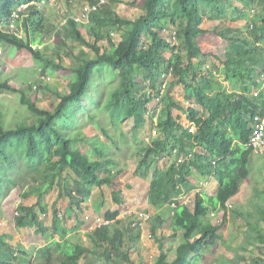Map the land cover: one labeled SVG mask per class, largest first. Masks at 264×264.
<instances>
[{
  "label": "trees",
  "instance_id": "16d2710c",
  "mask_svg": "<svg viewBox=\"0 0 264 264\" xmlns=\"http://www.w3.org/2000/svg\"><path fill=\"white\" fill-rule=\"evenodd\" d=\"M49 1L0 0V44L15 51L26 50L40 74L51 73V67H57L67 70L70 76L62 89L52 90L57 100L51 107L44 108L0 74V90L19 93L21 108L24 106L21 118L15 120H6V113L0 109V177H3L0 185H4L5 177L18 163L24 162L35 171L34 182L21 196H35L36 201L30 206L17 207V225H34L36 231H46L38 214L45 210L40 199L56 183L55 178L67 176L62 179V189L68 192L70 205L79 210L93 190L104 184L110 189L111 200L118 205L104 214L106 220H114L109 222L113 227L99 225L88 231L90 247L53 240L40 251L45 259L58 264H81V259H85V264H134L125 250L132 240L129 226L133 217L117 218L126 200L122 187L114 179L123 169L117 168L118 161L109 153V144H98L85 132L84 120H87L89 126L116 143L117 138L109 135L108 127L100 120V112H103L115 129H120L127 119L134 122L131 138L137 161L132 171L141 179L149 177L147 210L157 211L179 194L194 190L190 166L205 176L212 175L217 181L214 195L199 190L194 193L191 208L179 203L174 208L167 253L161 236H155L160 234L161 216L155 214L149 225L150 234L157 241L155 264L192 262L193 257L221 238V224H205V219L210 213L222 212L224 220L227 202L238 193L248 176L253 150L247 143L254 116L263 115L264 108L250 101L245 92L250 83L256 86L258 77L264 76V0H141L140 9L144 13L133 19L122 17L107 0L89 13L88 21H77L69 14L60 25H55L49 15H45ZM97 2L88 0L87 3ZM22 3H28V9L26 13L18 11L17 28L12 30L9 24L13 13ZM205 18L217 20L213 31L226 42H239L253 53L219 56L215 49H201L197 37L207 31L202 27ZM226 20L234 22L236 27L225 24ZM168 26L173 30L167 29ZM82 27L86 34L82 33ZM53 36L58 37L61 48L49 40ZM104 39L108 49L100 44ZM76 45L82 52L88 48L89 53L74 54ZM65 54L74 58L69 65L63 64ZM202 56L215 57L223 66V75L236 81L240 91L225 92L213 78V70L204 71V62L199 60ZM216 67L214 71L219 70ZM106 69L114 83L101 96L97 91ZM167 73L171 74V83L192 89L194 104L185 107L183 103L174 102L165 91L160 95L162 76ZM46 78L40 80L39 88L48 89ZM37 86L34 84V88ZM28 88L31 89L30 83ZM159 95L157 104H162L164 113V118L158 121L160 134L151 139L150 145H140L138 128L145 122L148 104ZM171 107L185 112L195 126L194 132L173 118ZM206 111L209 116L203 117ZM226 116L239 119L235 142L213 126L215 119ZM192 148H197L194 161L175 163L178 155ZM166 156L170 162L164 167L158 166L157 161L154 163L156 158L161 160ZM212 159H216L214 164ZM39 181L42 183L37 184ZM71 185L73 194L68 191ZM76 197L78 202L75 203ZM53 212L54 232L63 236L65 230H60L57 211ZM261 214L264 218V210ZM3 242L0 237V244ZM170 246L172 259H169ZM0 264L19 263L0 258Z\"/></svg>",
  "mask_w": 264,
  "mask_h": 264
},
{
  "label": "rangeland",
  "instance_id": "374dc122",
  "mask_svg": "<svg viewBox=\"0 0 264 264\" xmlns=\"http://www.w3.org/2000/svg\"><path fill=\"white\" fill-rule=\"evenodd\" d=\"M88 0H54L52 5H49L45 9V15L49 14L50 21L54 22L55 25H60L61 23L65 22V19L67 15L74 13V16L80 12V9L84 4H87ZM108 3L115 8V10L124 18L133 19L140 14H143L144 11L140 9V3L141 0H121L120 2H115L112 0H108ZM206 20V19H204ZM204 21L202 24L203 28L208 31L204 33L202 36H198V41L201 49L209 48V49H215L214 52L222 56L224 53L227 56H230L229 51L227 52V43L225 40L219 38L213 31L214 26L218 22L214 20V22H208ZM225 24H227V20L225 21ZM20 29L22 30V26H20ZM167 29L173 30L171 26H168ZM171 30H166L171 31ZM81 31L83 34H86L85 28H81ZM20 33V32H19ZM21 34V33H20ZM55 47L61 48V45L59 43V39L57 36H53L49 39ZM197 41V42H198ZM101 46L108 49L107 41L104 39L100 42ZM41 47V46H39ZM225 50V51H224ZM88 48L84 49V52H82V49L79 45H76L73 48V53L76 55H82L83 53H89ZM50 53H53L52 50H49ZM229 54V55H228ZM53 55V54H52ZM170 55L167 53V56ZM234 53H232V56ZM212 58V56H209ZM208 57V59H209ZM52 58H55V55L52 56ZM204 56L200 58L203 60ZM215 60H217L215 57H213ZM74 58L68 54H65L64 57V65H69L73 62ZM211 60V59H209ZM195 62V61H194ZM216 62V61H215ZM217 63V62H216ZM204 64V71L207 69L213 70L214 64L206 61V64ZM223 67V66H222ZM52 71L51 73H45L40 74L38 68L34 65L32 58L30 57L29 53L26 50H20L15 51L10 46H6L3 44H0V74L3 75V77H7L9 80V83L14 86L17 90H24L27 95H30L32 98H34L36 104L40 107L48 108L51 107V103L55 102L57 99L53 93L54 88L62 89L63 86L68 82L70 79V76L68 74L67 70L59 69L57 67H51ZM43 77L46 78L48 81V89L39 88V85L41 83V79ZM171 78L167 80L166 90L165 93H167L174 102L176 103H183L185 107L190 106L193 103L194 100V94L192 89H186L183 87V85L177 84L175 82L171 83ZM162 81L164 82V78L162 77ZM31 85V89L28 88V85ZM114 83L113 79H111L109 72L107 69L104 71V75H102L101 82H100V89L97 91L102 96L105 90L112 86ZM34 84H36L37 87L34 88ZM92 86L94 87V82H92ZM259 88L262 89V83L259 82ZM164 93V92H163ZM105 98V96H103ZM158 100L153 99L148 104V112L145 113V122L142 124L140 128H138V143L140 145L146 146L150 145L151 139L156 138L160 134L159 130V119L164 118V113L162 109V104H157ZM24 106L21 108V103L19 100V93L17 92H10L6 90H0V109L4 110L6 113V120H15L20 119V111H22ZM172 108V107H171ZM19 111L17 113L16 111ZM175 110V109H174ZM173 110V111H174ZM176 111V110H175ZM176 112V116L180 115V112ZM99 114V113H98ZM175 116V115H174ZM177 116V117H178ZM19 117V118H18ZM100 120L105 124V127H108L109 135L116 139V143L113 144L105 136L101 134V132L95 128L94 126H89L87 124V120H84V124L86 123L85 132L88 137H90L92 140L96 141L98 144L100 143H106L109 144V153L113 155L116 160L118 161L117 168H122L123 172L119 173L116 178L114 179L116 183H118L122 189L124 190L125 194V200L126 204L124 208H121L123 211L125 210H131L133 211V208H137L139 210H142L146 213H148L146 209L147 204V193L149 190V177L146 179H141L138 176L133 174V169L136 165V158L133 154V147L134 143L132 142L131 138V129L134 125V122L132 119H127L124 121L123 125L120 127V129H115L110 125L109 122H107V118H105V114L103 112H100ZM233 124H230L231 126V133L234 135V138L232 140L237 138V134L239 131V119L238 117H234L232 119ZM122 132V133H121ZM232 136V135H229ZM86 149V147H83V150ZM264 154V153H263ZM263 154H252L250 157V161L248 164V182L251 183H264V156ZM157 161L158 166L164 167L166 164L169 163L168 156L164 157L163 159L159 160V158H156L154 163ZM156 164V163H155ZM12 170L9 171L7 177V181H5L4 185H0V217L10 215H14L15 212H17V205L19 203L21 205L24 204H34L36 201L35 196H29L27 198H23L21 196V193L25 188H27L29 185H31L34 182L35 177V171L28 168L26 164L23 162L18 163L16 167L11 168ZM46 170V172H53ZM3 179V177H0ZM67 179V176L62 177V179ZM55 178V182L53 187L46 192L40 199V202H43L44 207L48 209H55L60 212V214H67V205L69 204L70 197L67 193L65 195H58V193L62 192V187L64 186L63 180L60 178ZM41 180V179H40ZM211 187L215 188L217 186V181L212 177L211 179ZM42 183L39 181L37 184ZM195 184V182H194ZM213 184V185H212ZM206 187H204L205 189ZM74 186H70L68 191L69 194H73ZM203 189V190H204ZM197 191V190H196ZM95 193L96 196H102L101 193L104 194V199L107 200V202H110L111 200L107 199L108 197L111 199V192L110 189L106 185H102V187H99ZM195 192H190L189 194L182 193V196L185 197V203L188 207L191 208L192 202L191 198H193ZM208 193V192H207ZM211 194V193H210ZM258 195L264 194V188L257 192ZM68 195V196H67ZM95 199V198H94ZM78 198L76 197L74 199V202L77 201ZM94 201L91 200V204H93ZM87 207H85V211L89 210V203L87 202ZM229 208H237L229 206ZM75 209V208H74ZM70 212H75L74 210H70ZM246 208L242 210L243 213H245ZM43 212H39L40 218L42 222L45 224L46 227L50 226L51 223V215L50 212L47 216L41 215ZM149 214V213H148ZM220 214H218V220H220ZM8 215V218H9ZM50 215V216H49ZM215 215V214H214ZM146 216V215H145ZM163 216V215H162ZM144 218V217H143ZM164 225L162 226V229H160L161 234H155V236H161V239H163L164 244V252L167 253L169 249V242H170V229H168V224L170 222V216L169 211H166L164 214ZM78 220V217H77ZM76 219H68L66 226L68 228L69 233L74 232L77 230L78 223ZM215 218L212 213H210L207 218L205 219V224H208L210 222H215ZM126 221V220H125ZM127 222V221H126ZM249 223H253L255 225V220L252 218L248 219ZM148 223H144L140 226L133 227L130 229L129 236L132 240L128 242L129 247L125 250L128 251L129 256L134 264H155L157 255H158V248H157V241L155 240V237L148 232L147 227ZM82 225V224H81ZM95 227L99 225H103L102 220H96L94 223ZM113 227V223H111ZM128 225V222H127ZM244 226V225H243ZM82 227V226H81ZM91 226L82 227L80 228L79 234H84L86 230H89ZM94 227V228H95ZM36 229V227H33ZM49 228V227H48ZM94 228H91L94 229ZM4 229V228H3ZM33 230V229H32ZM32 234H37L36 230L32 231ZM48 232H51V229H48ZM47 234V233H46ZM49 234V233H48ZM52 234V233H50ZM83 238V236H81ZM217 247H219L217 249ZM212 249V250H211ZM172 248L170 246V253H169V259L173 258L172 255ZM211 250V251H210ZM218 250H224V246L222 244H216L214 246H211L209 251L202 252V256L197 255L196 257H193V264H204L210 260H213L212 258V252L215 254L219 253ZM30 261V260H29ZM195 261V262H194ZM203 262V263H201ZM94 264L96 262H93ZM92 263V264H93ZM99 264H105L101 262H97ZM36 264V263H32ZM48 264H58V263H48ZM185 264H189L186 262Z\"/></svg>",
  "mask_w": 264,
  "mask_h": 264
},
{
  "label": "crops",
  "instance_id": "0c3cea01",
  "mask_svg": "<svg viewBox=\"0 0 264 264\" xmlns=\"http://www.w3.org/2000/svg\"><path fill=\"white\" fill-rule=\"evenodd\" d=\"M53 1L54 0H50L48 4L52 5ZM205 19L206 20L204 21L214 22V20H210L207 18ZM215 21L217 22V20ZM227 24L229 26L236 27V24L234 22L229 21L227 22ZM219 38L221 37L219 36ZM197 41H198V38H197ZM226 43L228 44L227 52L229 51V54H231L230 56H232V53H234L233 56L250 55L253 53L250 49L245 48L239 42H229V43L226 42ZM198 44H199V41H198ZM200 58L199 60H201ZM209 59L208 57L204 56L203 60L201 61L204 62L205 65H207L206 61L215 63L214 68L216 66H217L216 67L217 69L219 68V70H216V71H214L213 69L212 72H213V78L220 84L221 88L227 93H230L233 91L239 92L240 91L239 84L236 81H234L231 77H226L223 75L222 65L217 60H215L213 57L212 58L209 57ZM199 60L196 59L197 62ZM258 78L259 80L256 86H254L251 83L248 85V89L245 92V95L248 97L250 101L257 103L260 106H264V76H259ZM260 78H263V79H260ZM259 82L262 83V89L259 88ZM254 92H257V95H254L253 94ZM198 109L200 110V108ZM177 111L178 113L180 112V115L179 116L177 115L178 117L176 116ZM171 114L173 118L177 120V122L183 125L190 124V121L186 118V114L184 111L172 107ZM208 116H209L208 112L206 111L203 114V117H208ZM233 118L234 117L229 118L228 116H226V117L215 119L214 120L215 122L213 121V126L221 129L224 132V134L227 136V138H229L230 140L234 138V135L231 133V130H230L231 129L230 124H233L232 122ZM229 135H232V136H229ZM197 148H194V150H197ZM262 156H264V154ZM211 178H209V180L207 181V185L205 186L206 188L204 189L203 187L202 190L204 189L203 191L206 193L208 192L207 194L209 195H214L218 188V184L215 188L211 187V180H210ZM248 180H249L248 177L245 180H243L238 193L227 202V211H226L224 220H223L222 212H221L222 214H220V217H221L220 220H218V216H219L218 214L220 212L215 215L213 214L216 220L215 222L213 221L210 222V224L213 226L221 224V227L219 229L221 238L218 239L214 245L222 244V246H224V250H220V251L218 250L219 253L215 252V254L212 252L213 260H210L204 264H264V218H263V215L261 214V212H263L264 210V194L263 195L257 194V192L261 191L264 188V183H261V182L251 183V181L249 183ZM97 189L98 188L94 189L92 192V195L87 200H85V202H83L81 210H79L75 206H71L70 201L66 208L67 214H64V213L60 214V212H58L56 208L55 209L53 208L52 210L49 209V207L48 209L45 208L44 212L41 215L44 216L45 214V216H47L48 213L50 212L51 223H50V226H48L49 227L48 228L42 222L44 226L46 227V231L44 233H40L36 231L37 234H32L31 230L32 229H33L32 231L36 230L35 228H33L35 227L34 225L32 226L17 225L16 222H17V217L19 216V214L17 216H12V214L10 213V215L8 214L9 218H8V215L0 217V237L4 241L3 243L0 244V253L3 255V257L0 255L1 260L3 259L5 261L10 260L13 263L18 262L19 264H26L29 260L36 264H48V263H55V262L58 263L55 260L45 259V256L42 254L43 251H40L41 248L50 244L53 240H56L59 242L66 241L67 243H78L82 246L90 247L89 241L87 240L86 233L90 231L91 228L95 227L94 223L96 220L98 219L103 220L104 214L106 211L112 210L118 207V205L114 203L109 197L107 199L111 201L107 202V200L104 199L102 196L101 197L96 196L95 193H97L96 192ZM64 192L65 190H62V192L60 191L58 195L60 194L65 195ZM91 200L94 201L93 204H91ZM87 202L89 203V208H88L89 210L85 211V207H87L86 205ZM19 205L21 204L19 203ZM19 205H17V207ZM24 205L30 206L28 204H24ZM229 206H232V207L236 206L237 208L231 209L229 208ZM69 208L70 210H74L75 212H70ZM146 208H147V204H146ZM168 208H169L168 205L164 206L161 209L160 214H163L166 211H168ZM244 208H246L245 213L242 212ZM54 210H56L58 214L57 215L58 216V224H57L58 227L60 228V230H65L63 236H60L59 234L54 232V227L52 225L53 217H54V212H53ZM39 212L40 211H38V214ZM148 212H149V215L151 216V219L148 220V222H145L144 219H141V221L135 220L137 217L135 214L141 216V218L145 216L144 211L139 210L137 208H133L132 214L134 213L135 214L133 216L130 215L128 219L133 217L134 220L137 222V226L141 227L142 224L148 223L147 227H149L156 212L152 209H149ZM40 217L41 216L39 214V218ZM77 217H78V220H77ZM70 218L76 219L78 223L80 224V226L78 225L77 230L71 233H69L68 228L66 226V223L68 222L67 220ZM249 218H252L253 220H255L256 222L255 225L253 223L248 222ZM40 221H42L41 218H40ZM89 225L91 226L89 230H86L84 234H79L80 228L83 229L82 227H87ZM149 228H148V232H149ZM48 229H51V232H48ZM129 229H131V227H129ZM81 236H83V238H81ZM210 247L211 246H208L202 252L209 251ZM218 248L219 247H217V249ZM202 252H200V254L198 255L202 256ZM84 260L85 259H81L80 263L85 264ZM189 264H193V260Z\"/></svg>",
  "mask_w": 264,
  "mask_h": 264
},
{
  "label": "built area",
  "instance_id": "2783aa9c",
  "mask_svg": "<svg viewBox=\"0 0 264 264\" xmlns=\"http://www.w3.org/2000/svg\"><path fill=\"white\" fill-rule=\"evenodd\" d=\"M107 0H98L97 3L94 4H84L82 8L80 9V12L75 15V20L77 21H88L89 13L91 11L97 10L103 3H105ZM13 26V24H12ZM164 78V82L161 85L160 89V95L166 90L167 80L171 77L170 73H167L166 75L162 76ZM254 95H257V92L253 93ZM157 98V100L160 98ZM264 108V106H263ZM187 129H189L190 132L195 131V126L193 123H190L188 125H185ZM235 141V140H233ZM248 146H250L253 150V153L255 154H263L264 153V113L263 115H255L253 122H252V132L249 136V140L247 143ZM194 159V153L193 150L189 151V149L184 150V153L182 155H178L175 159V162L181 163V162H187L189 160ZM212 163H214V160H212ZM127 212H121L120 216H125ZM15 215H18L17 212H15ZM110 221H104L103 223L107 224ZM32 264V263H28Z\"/></svg>",
  "mask_w": 264,
  "mask_h": 264
},
{
  "label": "clouds",
  "instance_id": "9594fccd",
  "mask_svg": "<svg viewBox=\"0 0 264 264\" xmlns=\"http://www.w3.org/2000/svg\"><path fill=\"white\" fill-rule=\"evenodd\" d=\"M17 10L13 13V18H12V21H11V23L9 24V28L10 29H12V30H16V28H17V25H16V22H17V18H18V11H24L25 13H26V10L28 9V3H22V4H19L18 6H17V8H16ZM12 24H13V26H12ZM260 79H263V78H260ZM232 142H235V141H233V140H231ZM191 150H193V153H194V159L193 160H189V161H194L195 160V152H196V150H194V148H192ZM191 150H189V151H191ZM205 155H207V153L205 152ZM169 159V162H170V158H168ZM176 159V158H175ZM212 160H214V162L216 161V159H212ZM212 160H211V163H212ZM176 163V162H175ZM177 164V163H176ZM178 164H180V163H178ZM212 164H214V163H212ZM190 171H191V177L194 179V181H195V188H194V190L193 191H190V192H196V190L197 191H199V190H202V188L203 187H205L206 185H207V181L209 180V178H211V177H213L212 175H209V176H205V175H203V174H201L200 172H198V171H195V169L193 168V166H190L189 168H188ZM214 178V177H213ZM215 179V178H214ZM189 192V193H190ZM183 193H186V192H183ZM189 193H186V194H189ZM194 196V195H193ZM185 197H183L182 196V193L181 194H179L177 197H175V198H173L168 204H166V205H168L169 206V208H168V211H169V216H170V222H169V226H170V223H171V220H172V215H173V210H174V208L178 205V203L179 204H184V205H187L186 203H185ZM191 202H193V198H191ZM165 205V206H166ZM164 207V206H163ZM162 207V208H163ZM161 208V209H162ZM150 209H152V210H154L153 208H150ZM161 209H159V210H157V211H155L156 212V214L157 215H160L161 216V218H162V220H163V223H162V225H161V227L158 229V232L161 234V232H160V229H162V226L165 224L164 222V214L165 213H163V214H160V211H161ZM121 212H127L126 214H125V216H120V213ZM132 212L133 211H131V210H125V211H123L122 209H121V211H120V213H119V216L117 217V218H127V217H129L130 215H134V214H132ZM148 212V211H147ZM145 213V215L146 216H144V218L142 217L141 218V216H139V215H137V214H135L137 217H136V219L135 220H140L141 221V219H144L145 220V222H148V220H150L151 219V216L148 214V213H146V212H144ZM163 215V216H162ZM132 222H131V224H130V226L129 227H131V228H133V227H136L137 226V222L134 220V218H132ZM103 222L104 221H113L114 222V220L113 219H108V220H106L105 218H103V220H102ZM108 225L110 224V223H107ZM103 225H106L105 223H103ZM112 225L110 224V227H111ZM169 226H168V229H170L169 228ZM171 232V231H170ZM149 233H150V231H149ZM28 263H33L32 261H28L26 264H28Z\"/></svg>",
  "mask_w": 264,
  "mask_h": 264
},
{
  "label": "bare ground",
  "instance_id": "6f19581e",
  "mask_svg": "<svg viewBox=\"0 0 264 264\" xmlns=\"http://www.w3.org/2000/svg\"><path fill=\"white\" fill-rule=\"evenodd\" d=\"M95 264H99V263L96 262Z\"/></svg>",
  "mask_w": 264,
  "mask_h": 264
}]
</instances>
